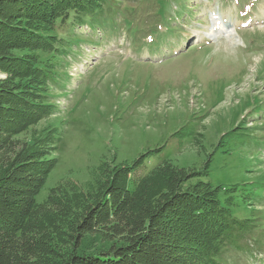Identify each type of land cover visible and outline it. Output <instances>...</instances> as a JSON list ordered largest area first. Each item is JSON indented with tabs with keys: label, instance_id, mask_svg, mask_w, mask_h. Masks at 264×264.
I'll list each match as a JSON object with an SVG mask.
<instances>
[{
	"label": "trees",
	"instance_id": "trees-1",
	"mask_svg": "<svg viewBox=\"0 0 264 264\" xmlns=\"http://www.w3.org/2000/svg\"><path fill=\"white\" fill-rule=\"evenodd\" d=\"M190 1L0 0V70L7 74L0 77V264H43L57 243L79 248L93 232L108 233L110 247L72 253L66 264H240L237 257L264 254V179L214 186L204 180L207 165L164 159L133 177L150 154L143 153L132 164L103 162L86 186L68 180L37 200L60 137L53 128L29 127L52 113L49 83L85 42L77 27L102 32L101 39L120 35L126 24L130 37L152 38L139 39V49L159 48L162 38L179 34L185 15L193 19ZM148 5H156L165 32L134 24ZM22 49L28 51H15ZM21 132L29 135L16 137ZM246 203L259 210L254 217L236 214Z\"/></svg>",
	"mask_w": 264,
	"mask_h": 264
},
{
	"label": "rangeland",
	"instance_id": "rangeland-1",
	"mask_svg": "<svg viewBox=\"0 0 264 264\" xmlns=\"http://www.w3.org/2000/svg\"><path fill=\"white\" fill-rule=\"evenodd\" d=\"M189 3L196 5L194 19H186V27L181 21L183 31L169 41L162 38L159 54L151 45L137 49L147 33L130 37L126 24L118 36L100 39L97 33V45L91 43L97 41L94 31L77 27L85 42L67 57L56 83H49L52 113L29 127L53 128L60 137L38 201L68 180L86 186L103 162L132 164L143 153L150 154L133 177L169 159L186 168L207 165L204 180L214 186L264 179V0ZM135 17L143 19L134 23L138 27L150 18L148 30L166 28L157 21L156 5L139 8ZM188 44L195 47L186 50ZM0 77L7 74L0 70ZM235 212L250 218L259 210L246 203ZM110 238L93 232L79 248L59 242L43 264H66L72 253L109 248ZM235 260L264 264V255Z\"/></svg>",
	"mask_w": 264,
	"mask_h": 264
}]
</instances>
